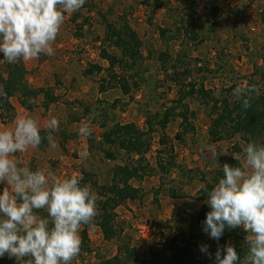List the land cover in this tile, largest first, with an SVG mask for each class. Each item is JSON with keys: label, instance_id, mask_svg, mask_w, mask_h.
I'll use <instances>...</instances> for the list:
<instances>
[{"label": "rangeland", "instance_id": "obj_1", "mask_svg": "<svg viewBox=\"0 0 264 264\" xmlns=\"http://www.w3.org/2000/svg\"><path fill=\"white\" fill-rule=\"evenodd\" d=\"M66 14L68 36L81 41L49 56V76L44 80L35 81L38 66L29 74L36 88L41 84L53 90L62 88L57 95L58 130L51 132L57 151L42 157L41 148H29L16 158L23 161L22 166L52 171L57 178L80 179L86 173L91 180L85 186L98 198L97 188L111 183L114 165L133 159L105 142L103 133L116 124L132 123L149 142L143 161L146 174L130 181L141 189L142 197L124 200L114 209L119 236L104 238L95 223V204L96 216L91 225L81 226V251L71 264H103L122 244L134 251L130 264H168V247L176 236L179 244L190 245L199 261L214 263L218 248L228 244L235 248L234 235L245 238L247 232L238 226L226 228L219 241L210 238L197 218L208 197L199 200L198 190L213 188L223 178L224 164L236 161L242 167L248 142L239 134L222 140L211 137V113L195 97L185 99L194 112L190 118L193 131L181 132L176 115L164 129L158 119L172 106L178 89H186L190 83L202 85L215 99L233 102L240 99L234 95L236 87L255 85V95L264 91V0H86L80 10ZM105 21L116 28L126 23L137 33L141 41L138 60L123 61L118 49L105 38ZM59 54L67 57L69 66L56 61ZM106 54L115 57L114 66ZM2 57L0 53V60ZM0 74L5 76L2 63ZM41 99L40 95L36 107L42 104ZM85 122L92 130L88 137L78 133ZM42 131V141L47 144L49 130ZM251 143L264 145V138L257 137ZM207 145L216 149V157L207 147L201 151ZM159 158L162 170L156 165ZM170 189L185 196L171 198ZM202 245L208 246L213 259L200 251ZM0 263L17 261L5 255Z\"/></svg>", "mask_w": 264, "mask_h": 264}, {"label": "clouds", "instance_id": "obj_2", "mask_svg": "<svg viewBox=\"0 0 264 264\" xmlns=\"http://www.w3.org/2000/svg\"><path fill=\"white\" fill-rule=\"evenodd\" d=\"M86 0H0V63H15L54 55L51 44L64 23V14L76 12ZM247 89L236 87L234 95L250 107ZM12 128L0 129V258L7 255L17 264H71L80 254L82 225H91L96 216L95 195L82 186L76 176L57 178L54 172L33 171L22 166L16 158L42 142L37 119L18 116ZM59 121L47 122V140L55 141L51 132L58 130ZM88 137L92 130L88 123L78 129ZM216 157L211 145L202 146ZM242 167L223 165V178L207 192L210 211L203 222V230L219 241L226 228L242 227L247 235L248 251L242 260L235 248L228 244L218 248L214 264H264V145L248 143L244 149ZM38 210H45L41 216ZM200 251L209 255L208 246Z\"/></svg>", "mask_w": 264, "mask_h": 264}, {"label": "trees", "instance_id": "obj_3", "mask_svg": "<svg viewBox=\"0 0 264 264\" xmlns=\"http://www.w3.org/2000/svg\"><path fill=\"white\" fill-rule=\"evenodd\" d=\"M106 36L105 38L110 44L117 48L123 61H136L141 57V41L137 33L126 23L122 27L116 28L110 22L105 21ZM193 38L196 39L194 28L191 29ZM43 54L39 55L42 58ZM110 66H114L115 57L106 54ZM4 59V56L2 57ZM122 61V62H123ZM121 62V61H120ZM5 68V76L0 74V122L3 124L10 123L15 118V109L11 102L12 98H16L18 103L26 110H33L36 105L38 96H42L43 105L47 107L49 104L57 100L54 90L50 86L34 87L28 80L30 70L26 68L23 59L15 63H2ZM250 98V107L243 106L242 98L233 101L227 98L220 100L215 99L202 85L196 87L194 84H188L186 89H178L177 98L173 99L172 106L167 109L162 117L158 119V124L161 129H164L169 121V118L176 115L180 118L181 132L187 133L194 130L193 123L190 118H193L194 112L190 110L185 99L195 97L209 108L211 113V122L209 127V135L217 140H222L225 137H230L233 134H239L240 138L248 143L254 141L257 137L264 138V91L259 94L253 92L248 93ZM180 108L179 111H175ZM231 131L229 132V130ZM226 130V132H225ZM228 130V131H227ZM44 131L40 130V135ZM179 133H177L178 135ZM103 140L118 150L124 151L128 155H132V161L124 164H116L112 168L111 183L102 185L97 188V196L95 204L98 209L97 220L95 223L100 227L105 239L118 237L120 231L115 226V207L124 200H139L142 197L141 189L131 185L132 179H141L146 174L144 168V154L147 152L149 142L145 138V133L136 128L132 123L116 124L108 131L103 133ZM42 141L38 148L44 146ZM110 155V154H109ZM135 157V158H134ZM156 165L159 170L163 169L161 159H157ZM229 166L241 167L235 161V164ZM86 175V173L84 174ZM80 178L82 186L91 180L84 176ZM93 182V185H97ZM1 188V186H0ZM212 187L206 190L201 187L198 190L197 198L204 201L207 197V192L211 191ZM182 193L170 189L169 197L178 198L184 197ZM207 205L203 204L198 213V219L204 222L208 212ZM41 216H45V211L39 210ZM87 226V225H83ZM82 240L86 239V230L81 232ZM178 236L173 237V245L168 247L170 250L171 260L168 264H214L204 263L199 261L194 255L192 248L187 243L179 244ZM235 250L238 256L243 260L247 255L248 244L244 237L234 235ZM134 251L127 244L119 245L118 252L113 257L104 261L103 264H130L134 259ZM1 264V263H0ZM239 264V261L236 262Z\"/></svg>", "mask_w": 264, "mask_h": 264}, {"label": "crops", "instance_id": "obj_4", "mask_svg": "<svg viewBox=\"0 0 264 264\" xmlns=\"http://www.w3.org/2000/svg\"><path fill=\"white\" fill-rule=\"evenodd\" d=\"M64 17H65V19H64V23H65L66 20L68 19V15L65 13L64 14ZM64 23H63V25L61 26V28L59 30V33L57 35L56 40L51 44V47L53 48L54 52H56V50L59 49L58 52L60 53L61 51H64V50L70 48L71 44H77L78 42L81 41L78 37H73V36L69 37L68 36L69 33H68V30L65 28V26H64L65 24ZM51 58L52 57H49L46 54H43L42 58H39V56L36 57V58H32V59L28 60L29 61V64H30L29 65L30 67L27 65V61L23 60L26 68L29 69V70L32 69L33 67H37L38 66L40 73H39L38 76L35 77V81L36 82L37 81H40V80H44L45 78H47L49 76L48 73H46V72H48V69H47L48 67H47L46 64H51L50 63ZM66 58H67L66 56L64 57V55H60L59 54V59L56 60V61H58V63L59 62L61 63V62L64 61L65 65H63V66H66V64H67V66H69V63H67V61H65ZM28 80L31 83L32 78L29 77ZM72 80L73 79H71V81ZM41 86H42V84L40 85V87ZM60 90H62V88H56V89H54V91H55L54 93H55L56 96L58 95V92ZM38 98H39V96L37 97V99ZM37 99H36V104L38 105ZM41 100L43 101V98ZM58 102L59 101L56 100L54 103L49 104L47 107H45L43 105V102H42V104H40L37 107L35 106L33 108V110H31V111L24 109L18 103V101L12 102V104L14 106V109H15V118H14V120L18 116H21V115H23V116H31V117L37 119L40 130H46L47 129V122H48V120H50L53 117L57 118V116L59 115L58 114V109H57L58 108V106H57ZM59 109H60V107H59ZM0 126L3 127V129H5V128H12L14 125H13V122L6 123V124H3V123L0 122ZM52 150L56 152L57 151V147L56 146L54 148L51 147L49 145L48 141H47V144H45L40 149V151L42 153V157H45V155L47 153H49L50 151H52ZM0 186H1V188L3 187V185H0Z\"/></svg>", "mask_w": 264, "mask_h": 264}, {"label": "built area", "instance_id": "obj_5", "mask_svg": "<svg viewBox=\"0 0 264 264\" xmlns=\"http://www.w3.org/2000/svg\"><path fill=\"white\" fill-rule=\"evenodd\" d=\"M142 228H143V226H142ZM149 229H150V228H149ZM151 230H152V229H151ZM151 230H150V232H149V235H151V233L153 232V230H152V231H151Z\"/></svg>", "mask_w": 264, "mask_h": 264}]
</instances>
